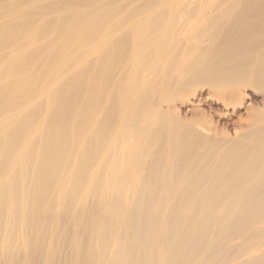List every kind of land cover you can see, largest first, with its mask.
Listing matches in <instances>:
<instances>
[{
    "label": "bare ground",
    "instance_id": "6f19581e",
    "mask_svg": "<svg viewBox=\"0 0 264 264\" xmlns=\"http://www.w3.org/2000/svg\"><path fill=\"white\" fill-rule=\"evenodd\" d=\"M246 86L264 0H0V264H264Z\"/></svg>",
    "mask_w": 264,
    "mask_h": 264
},
{
    "label": "rangeland",
    "instance_id": "374dc122",
    "mask_svg": "<svg viewBox=\"0 0 264 264\" xmlns=\"http://www.w3.org/2000/svg\"><path fill=\"white\" fill-rule=\"evenodd\" d=\"M205 98H202V102L199 104V107L208 115L212 117L214 126L217 130L223 129L225 134L233 136L235 132H241L245 130L246 125L255 122L262 112H259L258 109H264V96L261 92L251 86L242 87V101L241 104L233 109H223L221 105L216 104L215 100L211 97L203 95ZM222 108V109H221ZM249 109L257 110L254 112V116L251 122H246L247 114L250 112ZM212 110V111H211ZM216 124V125H215ZM240 126H243L240 130Z\"/></svg>",
    "mask_w": 264,
    "mask_h": 264
}]
</instances>
